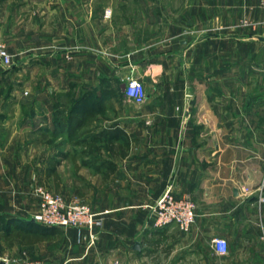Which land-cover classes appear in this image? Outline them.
Returning a JSON list of instances; mask_svg holds the SVG:
<instances>
[{
	"label": "crops",
	"instance_id": "crops-1",
	"mask_svg": "<svg viewBox=\"0 0 264 264\" xmlns=\"http://www.w3.org/2000/svg\"><path fill=\"white\" fill-rule=\"evenodd\" d=\"M78 1L0 0V33L8 38L21 30L24 47L15 52L13 44L14 56H31L34 44L60 46L43 57L58 64L55 75L63 69L60 58L75 60L78 72L79 54L86 55L87 95L103 100L87 103L85 155L75 161L89 169L85 201L102 225L89 246L86 231L34 220L39 201L30 190L41 160L31 158L37 151L30 137L39 130L32 127L37 118L4 117L0 219L7 220L8 244L0 258L7 264H264V203L243 194L264 173V39L235 29L244 15L264 17L260 0H145L144 22L135 15L107 21ZM132 74L144 81V101L125 95ZM169 184L175 196L196 203L188 231L156 227L150 218V205ZM217 236L227 239V253L212 246Z\"/></svg>",
	"mask_w": 264,
	"mask_h": 264
},
{
	"label": "rangeland",
	"instance_id": "rangeland-1",
	"mask_svg": "<svg viewBox=\"0 0 264 264\" xmlns=\"http://www.w3.org/2000/svg\"><path fill=\"white\" fill-rule=\"evenodd\" d=\"M78 2L80 7L89 4L94 6L96 13L104 12L107 21L121 20L124 16L132 17L135 15L138 19L136 22L140 19L144 22L149 17L147 13H150L149 3H146L145 0H88V2L87 0H79ZM260 2L264 7L263 1L260 0ZM134 11L136 12L134 13ZM81 14L82 11H80ZM244 20L251 22V25H244ZM97 22L99 21L97 20ZM98 28L101 30V22H99ZM235 29L244 31L252 37L260 36L258 34H264V17L253 18L244 15L238 20ZM16 31H19L20 36L7 38L6 34L5 36L0 33V38L10 52L11 47H14L13 44L15 45V52L21 51L24 47L21 43V30L17 29ZM78 32L79 34L85 33V29L80 27ZM42 46L37 44L30 46L32 48L31 56L27 57L28 53H25L22 57L21 53H19V56H14L13 64L9 67L0 62V119L13 117L19 120L26 116L37 118L32 127H37L39 130L35 131L36 133H33L30 137L31 142L36 146L34 147L37 152L31 158L34 163L38 162V159L41 161L35 165L34 176L36 182L30 191L39 203L40 198L36 194L37 188H42L67 200H78L81 203L88 204L85 200L88 193L86 180L89 176V169L85 166L80 167L78 160L75 161L77 154L79 158L85 155V152L81 154L82 149H85V144L81 145L84 140L82 141L80 136H84L88 131L86 129L88 115L85 113V102H82L83 105H80L79 109H75L76 105L75 107L73 105L79 103L78 100L86 97L87 91L90 92L92 89V87L85 86L88 83L87 74L84 73L86 71V55L83 54L84 52L79 54V58H82L79 59V63L80 65L84 64L81 65V68H78V72L74 71L77 67L75 60H67L65 56L60 58L58 63L61 65L58 67L64 70H59L60 75H55L54 68L57 63L45 60L43 57H45V53H53L55 50L60 49V46L52 44ZM77 46L80 51H84L83 48L86 47V42L80 41ZM48 64H50L51 70L47 66ZM44 68L50 70L49 75L44 74ZM65 68H69L67 69L70 70L69 74L71 72L69 76L64 73ZM73 68L75 69L73 70ZM71 69L75 74L72 73ZM95 80H97V77H95ZM100 97L99 100L102 101V95ZM72 108L75 109V122L83 114L85 118L83 127L74 126L73 121L71 128L63 134L62 139H57L59 133L54 131L55 114L56 112H58V115L63 114L66 119ZM38 134H41V136L44 134V136L39 137ZM58 150L63 153L61 155L58 152L56 153ZM6 230L7 220L0 219V256H5V248L8 244Z\"/></svg>",
	"mask_w": 264,
	"mask_h": 264
},
{
	"label": "built area",
	"instance_id": "built-area-1",
	"mask_svg": "<svg viewBox=\"0 0 264 264\" xmlns=\"http://www.w3.org/2000/svg\"><path fill=\"white\" fill-rule=\"evenodd\" d=\"M262 1L264 3V0ZM243 24L249 26L251 22L244 20ZM13 61L14 54L9 51L0 38V62L9 67ZM124 92L131 100L144 101L147 92L142 77L129 75L125 80ZM36 194L40 198L39 207L33 214L36 222L44 226L75 227L80 232H87L89 246L95 243L97 231L102 225V218L88 204L78 200H67L59 195L55 196L42 188H37ZM243 194L246 197L256 194L259 203H264V173L258 187L254 190L244 187ZM195 207L196 203L189 195L175 196L172 185L169 184L155 202L150 205V218L156 227L176 224L181 230L188 231L195 222ZM212 246L219 253H227L229 249L227 239L222 236L214 237Z\"/></svg>",
	"mask_w": 264,
	"mask_h": 264
},
{
	"label": "trees",
	"instance_id": "trees-1",
	"mask_svg": "<svg viewBox=\"0 0 264 264\" xmlns=\"http://www.w3.org/2000/svg\"><path fill=\"white\" fill-rule=\"evenodd\" d=\"M96 99H98V100H96ZM78 101H80L79 103L81 105H83L82 102H85L84 106L86 107L88 102H91L92 104L97 103L99 101V98L96 94L91 93V94L86 95V97L81 98ZM80 104L78 105V108L75 107V109H79ZM75 109L72 108L70 110L66 119H65L63 114L58 115V112H56L55 120H54V122H55L54 123L55 124V128H54L55 133H59V132L66 133V132H68L67 130H69L71 128V124L73 121H74V126L83 127V124L85 122V118H84L83 114H81V118L79 120H77V122H75V120H74V118H75L74 115H76ZM85 113H86V111H85ZM62 153L63 152H61V154Z\"/></svg>",
	"mask_w": 264,
	"mask_h": 264
},
{
	"label": "water",
	"instance_id": "water-1",
	"mask_svg": "<svg viewBox=\"0 0 264 264\" xmlns=\"http://www.w3.org/2000/svg\"><path fill=\"white\" fill-rule=\"evenodd\" d=\"M259 39H264L262 36H257ZM123 87H125V83L123 84ZM139 244L137 243L135 246L137 247ZM0 264H7L6 260L4 258H0Z\"/></svg>",
	"mask_w": 264,
	"mask_h": 264
}]
</instances>
